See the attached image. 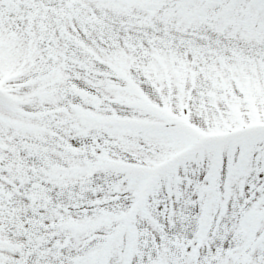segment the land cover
<instances>
[{"label":"snow or ice","instance_id":"snow-or-ice-1","mask_svg":"<svg viewBox=\"0 0 264 264\" xmlns=\"http://www.w3.org/2000/svg\"><path fill=\"white\" fill-rule=\"evenodd\" d=\"M0 264H264V0H0Z\"/></svg>","mask_w":264,"mask_h":264}]
</instances>
